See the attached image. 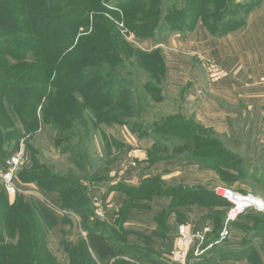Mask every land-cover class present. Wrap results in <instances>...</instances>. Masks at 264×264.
I'll list each match as a JSON object with an SVG mask.
<instances>
[{"label": "rangeland", "instance_id": "rangeland-1", "mask_svg": "<svg viewBox=\"0 0 264 264\" xmlns=\"http://www.w3.org/2000/svg\"><path fill=\"white\" fill-rule=\"evenodd\" d=\"M231 1L133 0L119 6L116 0H53L52 3L0 0V89H4L2 85L6 82H13L25 92L12 98L0 97V165L22 148L24 162L16 181L20 187L35 192L46 189L42 188L45 184L59 186L65 179L87 183L93 179H107L109 172L108 176L115 175L130 151L125 144H134L133 136L123 135L118 128L137 129L139 137L147 141L153 139L147 134L156 131L161 137L159 140L166 141L165 131L170 135V129L180 128L165 120L166 113H174V108L168 103L160 104L166 102L163 92L165 72L160 58L153 53L164 52L157 46L164 45L167 37L175 34L167 27L180 23L189 25L196 15H210L206 21L217 29ZM154 23L157 26L152 29ZM26 72L31 73L30 78L24 74ZM58 76L66 77L59 92L69 97L73 104L74 100L77 102L75 110H65L64 119L55 111L58 92L51 85ZM113 76L123 80L125 89L119 91V86H115L117 89L110 96V89L102 90V86H110V82L115 81ZM28 86L37 93H26ZM71 87H74L73 91H70ZM42 90L49 96L45 103L49 121L60 128L44 123L43 127L48 126L54 133L47 138L42 128L30 131L32 117L24 111L31 109L28 102L39 100L41 107L44 102ZM64 100L59 95V108L65 105ZM32 108L36 112L38 106ZM157 118L160 119L158 122ZM261 121L256 119L254 129L236 137L239 144L215 138L217 141L211 142L208 157L212 162L222 161L217 151L219 147H213L218 144L230 156L236 152L237 158L242 159L237 168L246 169V175L252 170L259 176L258 179L243 178L238 183L247 194L260 198L264 204V123ZM189 139L197 145L194 136ZM173 141L169 140L171 149L176 146ZM229 150L235 152L229 153ZM173 151L182 152H174L178 157L201 158L193 153V149L183 152L180 147ZM34 159L35 166L47 167L51 178L39 179V174L32 169ZM229 162L224 160L226 165ZM40 205L41 202L31 195H9L0 183V264L4 260L13 264L26 255L31 256L29 264L38 263L32 240L28 233L23 240L18 237L16 222L18 216L32 215L33 210L38 212ZM259 213L263 215L257 223V241L264 254V213ZM45 263L52 264V260L46 258Z\"/></svg>", "mask_w": 264, "mask_h": 264}, {"label": "crops", "instance_id": "crops-1", "mask_svg": "<svg viewBox=\"0 0 264 264\" xmlns=\"http://www.w3.org/2000/svg\"><path fill=\"white\" fill-rule=\"evenodd\" d=\"M157 49L164 51L160 53L165 59L167 78L166 102L160 104L168 103L174 108V113L164 115L166 119L199 127L209 136L235 144H239L236 137L257 126L256 119L264 123V86L260 84L264 79V0L248 11L241 26L216 35L198 21L192 30L168 36ZM211 64L226 71V78L211 82ZM117 130L132 135L134 144H125L130 151L109 181L88 185L89 197L95 207L94 216L109 226L108 238L134 256L115 257L108 264H175L170 257L179 245L181 226L191 235L210 228L208 240L219 231L221 222L225 226L228 204L215 195V188L243 194L247 190L237 182L228 184L207 160L189 162L168 155V144L143 140L127 128ZM42 131L45 138L54 134L48 126L42 127ZM223 171L237 176L235 168ZM56 199L60 205V197L55 196ZM37 211L46 220L47 248L56 264H77L73 250L81 246L99 264L88 245L87 224L82 215L65 210L76 218L61 216L42 205ZM255 215L249 212L240 218L228 242L223 244L226 248L221 255L242 249L246 231L254 227ZM254 248V255L217 264H256L257 258L264 264L261 249ZM192 254L186 264L213 261L212 256L194 258Z\"/></svg>", "mask_w": 264, "mask_h": 264}, {"label": "trees", "instance_id": "trees-1", "mask_svg": "<svg viewBox=\"0 0 264 264\" xmlns=\"http://www.w3.org/2000/svg\"><path fill=\"white\" fill-rule=\"evenodd\" d=\"M48 3H52L53 0H44ZM133 0H116V4L119 6H125L128 5L132 2ZM260 1L262 0H232L231 3L229 4V7L225 10L223 16H221V23L220 25L217 27V29H214L210 26V23L208 21H206V17L208 18L209 16H207L206 14H201V15H196L195 18H193V21H189L190 24H185V23H180L179 25L176 26H169L167 27L168 30H170L172 33L175 32H186L189 30H192L194 28V26L196 25V23H198V21H202L213 33H215L216 35H220L221 33L225 32L228 28L229 29H233L236 28L238 26L242 25V21L244 16L248 13V11H250L254 6H256ZM40 5L42 4V2L39 3ZM155 24V23H154ZM153 24V25H154ZM151 26V28L153 29L154 27L157 26V23L154 26ZM150 28V29H151ZM167 31V30H166ZM66 53V52H65ZM93 56H97L99 57L98 54L92 53ZM155 57L160 58L162 67L164 69L165 72V76L163 79V85L165 87L166 82H167V78H166V66H165V59L162 56V54L160 52H155L153 53ZM65 57V55H64ZM88 61V59H86L84 62L86 63ZM103 71V70H100ZM106 72V71H103ZM27 75L28 78L31 77V73L26 72L24 73ZM23 74V75H24ZM112 81L110 82V86H106V84H104L102 87V90H106V89H110L108 91V95L112 96L113 93H115V86H119V91H123V89H125V85L123 84V80L119 77H112ZM20 79V78H19ZM66 80V77L64 76H58V78H55L52 82V87L54 88L55 91L58 92V97L57 99H55V102H57V107H58V103H59V95L62 96L63 98H65V105L63 106V108H57L56 107V112L58 113V116L60 118L64 119V114H65V110H75V107L77 106V102L76 100H74V104L70 101L69 97H64V95H62L59 92V87L61 86V83L63 81ZM122 84H119V83ZM62 85H65L64 83ZM122 85V87H121ZM4 89H0V97L1 99L4 97H13V96H17V95H22L24 92V88H21L18 84L16 83H7L4 85ZM121 87V89H120ZM156 87V86H155ZM164 87H163V92H164ZM28 86L26 89V93L31 91L34 93H37V91H35L34 89H31ZM74 87H71L70 91H73ZM75 89L77 90V84H75ZM100 89V88H99ZM101 90V91H102ZM43 93L41 95V99L43 98L44 102L40 107V103L41 101L37 100L36 103L35 102H28V105L31 106L30 110H26L25 111V115H27L28 117H32V121L30 123V131L34 132L38 129V131H40V128L43 127L44 123H49L52 125L53 128L55 129H59L60 128L56 125H54L51 121H49L48 118V113L46 110V106L47 104L46 101H49V96L48 94L45 96V92L44 90H42ZM39 96V95H37ZM40 97V96H39ZM130 99V96H129ZM163 101V100H162ZM162 101H157V102H162ZM37 107L38 109L35 112V110L33 111L32 107ZM40 108V110H39ZM30 114V115H29ZM40 114L43 116H40ZM43 118V119H42ZM44 120V121H43ZM167 123H171V124H177V126L180 129H170L172 130L170 135L168 131L166 132V136H165V140L166 141H161L159 140V138H161L156 131L151 132L150 134H147L148 136H150V138H153L155 140L156 143L158 144H168L170 146L171 149V145L169 143V140H175L173 141L174 144H179V146H175V148H172L171 150L169 149V147L167 148L168 151L171 152H167L169 153L168 155H172L171 153L173 152V155L175 154L174 152H176L177 154L182 153L180 151H173L176 148L180 149V147H182V151L183 152H187V149H193V153L194 154H199L201 155V158H195V156L189 157V158H185L184 156H182L181 158H184L186 161H201V160H207L209 161V165L212 166V169L217 170L218 172H220L221 176L225 178V180L227 181L228 184H232L238 181L242 182L243 178L246 179H258V174L253 173V171L251 170V172H248V174L246 175V169H242V168H237V166H241V161L242 159H238L237 155H228L225 152V149L222 147L221 144L218 145H214L218 146V154H220L221 156V160L219 159L217 161L212 162L211 158L208 157L209 156V151H210V147H212L211 142L212 141H217L215 139V137L209 136V134L203 132L199 127H195V126H190L188 124H184V122L182 121H173L170 118L165 119ZM110 123H112V120L109 121ZM28 129V130H29ZM52 130V129H51ZM166 130H168V128H166ZM65 131V130H63ZM135 132H138L137 129L133 130ZM66 132V131H65ZM36 133V132H35ZM191 136H194L196 138V142L197 145H199V147L197 145H194L191 143V139H189ZM167 146V145H164ZM229 152V151H228ZM231 153V152H229ZM207 154V155H205ZM13 155V154H12ZM162 156V154H160ZM11 156V155H10ZM9 156V157H10ZM178 156V155H175ZM8 157V158H9ZM165 157V156H164ZM229 160L230 164L226 165L224 163V160ZM36 160L34 159V166H33V172L35 174H39L37 175L39 177V179H47V178H51L50 174L47 170V167L42 166V167H37L35 166ZM225 168H235V170L237 171V176H234L230 173L224 172L223 170ZM250 170V169H249ZM110 174V172L108 173ZM107 174V179H103V180H95L93 179L90 182H85V181H81V180H73V179H65L63 180L64 182L62 184H60L59 186H50L45 184L44 186H42V188H46V189H41L40 191L45 194L46 196L49 197V199L54 202L55 204H57V206H59L61 209L63 210H68V211H72L75 212L76 214L82 215V219L83 222L87 224L86 229L88 230V245L89 247L92 249L96 260L98 261L99 264H108L110 262V260H112L115 257H120V256H134L132 252H130L128 249L124 250L121 247L117 246L116 244H114L113 239L108 238V231H109V226L100 221L98 218H96L94 216V205L90 200L89 197V188L88 185L93 184V183H100V182H105V181H109L110 180V175L108 176ZM241 175V178H239ZM215 194V193H214ZM216 195V194H215ZM55 196H59L60 199L59 201H62V203L59 205L58 204V200H54ZM217 196V195H216ZM218 198H221L219 196H217ZM21 199V198H20ZM223 199V198H221ZM224 200V199H223ZM22 203L24 204V200L21 199ZM226 201V200H225ZM227 202V201H226ZM228 204V209L230 208V204L227 202ZM25 205V204H24ZM44 206V205H42ZM46 207V206H44ZM24 209V206H23ZM33 215V216H32ZM28 213L25 217H20L18 216V220L16 222V232L18 233V237L21 238V240H23V237L25 235V233H28L29 238L32 240V247L34 249V251L36 252V258L38 263L37 264H46L45 260L46 258H50L52 260V264H56V261L54 260V258L52 257V255L49 253V250L47 248V242H46V236H47V224H46V220L45 218H43L44 216L41 214H38V212L33 210V214ZM263 214L260 213H256L255 216L252 217L253 221H254V227L247 230V236L245 238V240L243 241V247L241 250L238 251H225L226 253L224 255H221V251L226 248L223 245H216L215 243L219 240L220 238V234L224 228V223H220L218 225V232L216 233V235H214V237L210 238L208 241V245L210 244H215L213 246V248L211 250H209V252H207V254L204 256V258L208 257V256H212L210 257L211 260V264H217L219 261L221 260H227V259H237V258H244V257H248L251 255H254V247H258L259 246V242L257 240H259V228H258V221L260 219V216H262ZM91 217L93 218L91 220ZM227 217V216H226ZM26 225H27V229H26ZM238 226V223H232V228H235ZM18 230V231H17ZM22 241H20L21 244ZM259 248L261 249V247L259 246ZM88 249V247H87ZM228 249V248H227ZM79 254V255H77ZM73 256L78 258V263L77 264H95L94 260L91 258V256L89 255V253L87 252L86 249H84L83 246H81L79 249L77 250H73ZM31 258L30 255H26L25 257H23V260L20 261H15L13 264H29L28 260ZM203 258V257H202ZM3 264H8L7 260H4ZM256 264H262V262L257 258L256 259Z\"/></svg>", "mask_w": 264, "mask_h": 264}, {"label": "built area", "instance_id": "built-area-1", "mask_svg": "<svg viewBox=\"0 0 264 264\" xmlns=\"http://www.w3.org/2000/svg\"><path fill=\"white\" fill-rule=\"evenodd\" d=\"M227 72L216 64H211L209 67V80L213 83L219 82L226 78ZM260 84L264 86V79L260 81ZM24 162L23 149L17 150L13 155L7 158L3 165H0V183L4 190L11 196H26L28 195L37 198L42 205L51 208L59 213L61 216L71 215L76 218L75 214L69 213L61 209L57 204L52 202L48 196L41 191L28 190L22 188L17 183V174ZM217 196L226 200L231 206L227 212V218L225 226L220 234L219 240L216 245L226 244L233 231L232 223H236L242 216L249 212L264 213V204L262 200L251 194H243L236 192L228 188H215ZM100 217L101 213L98 214ZM210 228H205L202 231H196L195 233L188 234L184 226L179 228V245L171 254L170 259L175 264H186L187 259L191 253L194 258L204 257L209 250L213 248L215 244L208 245V235ZM194 246L192 247V245Z\"/></svg>", "mask_w": 264, "mask_h": 264}]
</instances>
